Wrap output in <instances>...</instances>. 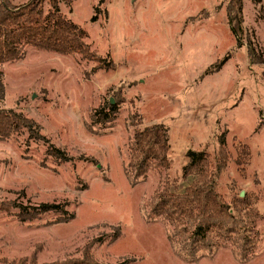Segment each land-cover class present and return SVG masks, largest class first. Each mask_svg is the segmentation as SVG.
I'll return each instance as SVG.
<instances>
[{
	"label": "rangeland",
	"instance_id": "1",
	"mask_svg": "<svg viewBox=\"0 0 264 264\" xmlns=\"http://www.w3.org/2000/svg\"><path fill=\"white\" fill-rule=\"evenodd\" d=\"M228 3L58 0L60 13L87 33L91 50L115 68L94 71L93 62L33 48L0 65V108L36 122L49 142L26 135L0 141V201L65 204L74 214L65 224H51L54 215L25 224L0 215V260L78 259L100 238L90 249L100 264H264V0H241L243 36L260 63H250L246 40L239 46L233 37ZM107 101L118 107L113 121L92 124L93 110ZM152 124L169 130V168L134 180L126 172L127 144L136 128ZM48 145L70 161L46 156ZM221 146L228 159L215 180L226 203L244 199L258 211L254 256L240 262L227 247L190 262L172 248L170 227L149 214L164 186L183 193L196 181H181L186 151L205 152L209 175Z\"/></svg>",
	"mask_w": 264,
	"mask_h": 264
},
{
	"label": "trees",
	"instance_id": "2",
	"mask_svg": "<svg viewBox=\"0 0 264 264\" xmlns=\"http://www.w3.org/2000/svg\"><path fill=\"white\" fill-rule=\"evenodd\" d=\"M70 5L74 0H64ZM105 0H99L102 5ZM254 5L260 0H251ZM97 8L95 12H97ZM241 0H229L226 16L230 30L237 44L246 40L247 56L250 63H260L254 58L249 36H243ZM95 16L92 21L95 20ZM87 33L79 25L67 20L59 11L58 0H29L26 4L13 6L9 0H0V65L22 59L26 48H33L62 56L78 57L95 64L93 70H113V61H107L94 53L87 43ZM221 59L214 66L218 71L226 62ZM4 87L0 81V100L3 99ZM104 108L93 110L91 122L94 125L111 123L118 107L111 101ZM140 125L141 119H138ZM136 123L134 125H137ZM26 135L27 141L48 144L42 135V128L33 120L20 112L0 108V141L18 139ZM169 130L163 124H152L136 128L127 144L126 172L134 180L145 181L147 174L169 168ZM46 156L62 163L70 158L64 151L48 145ZM185 164L181 167V181L193 177L196 181L185 188L183 193L177 192V185H167L156 196V202L149 216L160 220L170 227L173 239H170L175 253L184 260L195 261L212 255L218 249L230 247L240 262H246L254 256L255 219L258 211L247 208L244 199L226 203L220 192L215 177L224 170L227 164V152L221 146L216 157V168L209 175L204 172L206 154L204 151L188 150L184 155ZM246 208L247 210L240 211ZM0 215L15 219L20 224L30 223L47 215H54L51 224H65L74 218L73 213L66 210L65 204L40 203L24 205L15 201H0ZM119 237L116 230L109 238V244ZM178 238V239H177ZM211 238L215 240L211 242ZM100 238L87 244L81 256L63 259L46 264H100L93 259L90 249L99 243ZM0 264H38L34 258L29 260H0ZM118 264H129L128 261Z\"/></svg>",
	"mask_w": 264,
	"mask_h": 264
},
{
	"label": "water",
	"instance_id": "3",
	"mask_svg": "<svg viewBox=\"0 0 264 264\" xmlns=\"http://www.w3.org/2000/svg\"><path fill=\"white\" fill-rule=\"evenodd\" d=\"M112 103V102H111Z\"/></svg>",
	"mask_w": 264,
	"mask_h": 264
}]
</instances>
